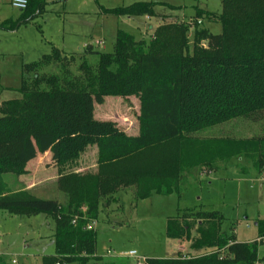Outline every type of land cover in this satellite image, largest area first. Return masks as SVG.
I'll list each match as a JSON object with an SVG mask.
<instances>
[{
  "label": "trees",
  "instance_id": "1",
  "mask_svg": "<svg viewBox=\"0 0 264 264\" xmlns=\"http://www.w3.org/2000/svg\"><path fill=\"white\" fill-rule=\"evenodd\" d=\"M220 2V13L196 10L191 42L189 26L176 21L158 25L148 41L117 30L107 53L87 46L66 54L51 47L21 65V98L0 104V211L53 219L54 253L42 256L41 264H129L98 256L91 226L119 191L132 188L136 201L180 196L200 182L203 171L232 159L241 173L249 166L264 171V0ZM155 5L134 2L104 12L154 17ZM43 8L44 0H27L20 17L0 23V30L28 23ZM201 19L219 23L221 32L199 27ZM107 96L138 97L135 134L88 119L79 133L65 128L75 101ZM229 124L243 125L245 132L207 135ZM88 145L93 168L79 172L75 166ZM46 152L62 201L12 190L5 178L24 174L26 165ZM225 221L218 211L195 208L167 217L166 237L188 242L201 254L146 258L144 264H256L264 219L256 220L258 237L251 242L223 232ZM0 264L11 263L0 256Z\"/></svg>",
  "mask_w": 264,
  "mask_h": 264
},
{
  "label": "rangeland",
  "instance_id": "2",
  "mask_svg": "<svg viewBox=\"0 0 264 264\" xmlns=\"http://www.w3.org/2000/svg\"><path fill=\"white\" fill-rule=\"evenodd\" d=\"M5 1L0 0V23L9 19L15 21L21 15V11ZM134 2L156 3L155 16H112L104 12ZM197 9L220 13L222 5L220 0H45L43 11L31 21L12 31L0 30V104L21 98L18 92L21 65L50 53L51 47L66 54L82 52L87 46L107 53L112 51L117 30L129 33L135 40L148 41L158 25L176 21L189 26L191 42ZM199 27L213 34L221 32L219 23L204 19ZM201 44L205 45L204 42ZM95 58V55L90 56L91 60ZM74 105L75 111L67 114L65 124L72 134L79 133L82 122L87 119L127 134L138 131L140 103L136 96L78 99ZM242 127L224 125L207 135L243 133ZM89 147L75 166L79 172L93 168V153ZM236 163L232 159L223 168L203 171L200 182L180 196L176 193L153 195L136 201L132 188L119 191L105 209L101 208L96 222L91 224L97 232L96 254L105 261L123 259L129 264H138V260L145 258H176L180 242L166 237V219L186 208L218 211L226 218L222 230L227 235L233 233L238 242L257 240L256 220L264 219V171L258 173L249 166L246 173H241ZM25 171L18 176L21 177L19 180L14 175H5L12 190L24 188L43 198L65 199L57 186L56 171L50 167V152L38 155L26 165ZM53 234L54 221L43 213L20 216L0 211V256L9 263L14 260V264H41L42 256L54 253ZM183 246L190 249L187 243ZM130 250L136 251V257L120 258L108 254V251L119 255ZM192 253L201 254L200 251ZM184 254L194 255L181 252ZM257 254L259 261L256 264H264V239L258 244Z\"/></svg>",
  "mask_w": 264,
  "mask_h": 264
},
{
  "label": "built area",
  "instance_id": "3",
  "mask_svg": "<svg viewBox=\"0 0 264 264\" xmlns=\"http://www.w3.org/2000/svg\"><path fill=\"white\" fill-rule=\"evenodd\" d=\"M10 5L12 8H15L19 11H23L24 9H26L27 7V0H10ZM263 180H264V176L262 177ZM108 254L109 255H114V256H117V257H123V258H130V257H136V251L134 250H131V251H128L127 253H123V254H119V255H115V254H111L109 251H108ZM143 261H145V259H141ZM141 260H138L140 262H138V264H141ZM15 261L13 260L12 261V264H14ZM144 264V263H143Z\"/></svg>",
  "mask_w": 264,
  "mask_h": 264
},
{
  "label": "crops",
  "instance_id": "4",
  "mask_svg": "<svg viewBox=\"0 0 264 264\" xmlns=\"http://www.w3.org/2000/svg\"><path fill=\"white\" fill-rule=\"evenodd\" d=\"M6 3H8L9 5H10V0H6L5 1ZM44 3H45V0H44ZM11 6V5H10ZM36 159V158H35ZM34 159V160H35ZM34 160H32V161H30L29 162V164L31 163V162H33ZM51 167V166H50ZM19 178H21V177H18V179L17 180H19ZM16 180V179H15ZM17 190V189H16ZM37 196V195H36ZM40 197V196H39ZM179 241V240H178ZM180 242V244L178 245V250H177V255H178V253H180L181 254V252H191V254H194V255H192V256H195V255H199L200 253H192V251L193 250H191V249H189V250H186V249H184V246H183V244L184 243H187V245H189V243L188 242H183V241H179ZM183 243V244H182ZM131 251V250H130ZM183 257H190V256H187L186 254H184V255H182ZM177 257V256H176ZM146 259V258H145ZM13 261V260H12ZM12 261H11V263H12Z\"/></svg>",
  "mask_w": 264,
  "mask_h": 264
},
{
  "label": "water",
  "instance_id": "5",
  "mask_svg": "<svg viewBox=\"0 0 264 264\" xmlns=\"http://www.w3.org/2000/svg\"><path fill=\"white\" fill-rule=\"evenodd\" d=\"M205 45H207V42H205Z\"/></svg>",
  "mask_w": 264,
  "mask_h": 264
}]
</instances>
